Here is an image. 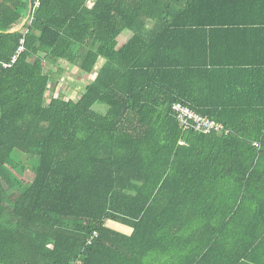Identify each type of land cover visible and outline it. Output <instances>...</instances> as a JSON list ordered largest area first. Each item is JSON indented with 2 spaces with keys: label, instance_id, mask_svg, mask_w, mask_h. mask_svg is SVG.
<instances>
[{
  "label": "trees",
  "instance_id": "16d2710c",
  "mask_svg": "<svg viewBox=\"0 0 264 264\" xmlns=\"http://www.w3.org/2000/svg\"><path fill=\"white\" fill-rule=\"evenodd\" d=\"M35 1L0 0V264H264V65L209 56L198 0Z\"/></svg>",
  "mask_w": 264,
  "mask_h": 264
},
{
  "label": "crops",
  "instance_id": "0c3cea01",
  "mask_svg": "<svg viewBox=\"0 0 264 264\" xmlns=\"http://www.w3.org/2000/svg\"><path fill=\"white\" fill-rule=\"evenodd\" d=\"M198 4L202 14L196 22L211 27L207 30L214 36L209 56L223 64L264 65V0H198ZM110 227L127 235L132 232L127 226Z\"/></svg>",
  "mask_w": 264,
  "mask_h": 264
},
{
  "label": "rangeland",
  "instance_id": "374dc122",
  "mask_svg": "<svg viewBox=\"0 0 264 264\" xmlns=\"http://www.w3.org/2000/svg\"><path fill=\"white\" fill-rule=\"evenodd\" d=\"M131 36V31H125L118 38L119 47L128 42ZM59 66L64 70L60 74V84L57 90V94L61 92V90H63L67 99H78L84 87L90 82L93 77L83 74L78 68L71 66L67 62L61 63ZM52 93H50V95H52ZM93 109L102 114H107L108 110L106 106H103L101 104L95 105ZM34 176V172L29 170L23 176L17 175V178L20 180L21 184L24 185L32 181ZM109 225H113V223H109Z\"/></svg>",
  "mask_w": 264,
  "mask_h": 264
},
{
  "label": "built area",
  "instance_id": "2783aa9c",
  "mask_svg": "<svg viewBox=\"0 0 264 264\" xmlns=\"http://www.w3.org/2000/svg\"><path fill=\"white\" fill-rule=\"evenodd\" d=\"M41 0H36L35 5L39 6ZM92 2V0H91ZM23 43V41H22ZM24 50V47H21L18 51V54L13 57L12 63L4 64V67H11L18 59L19 54ZM172 109L177 117L178 123L180 124L183 132H186L190 129H194L199 134H210L213 132L216 133H229L221 123H218L208 117L202 116L195 111H193L190 107L186 106L181 102H176L173 104ZM180 145L184 144V141L181 140L179 142ZM257 144V143H255ZM98 234L95 233L94 237H97ZM90 239L89 243L92 242L93 239Z\"/></svg>",
  "mask_w": 264,
  "mask_h": 264
}]
</instances>
